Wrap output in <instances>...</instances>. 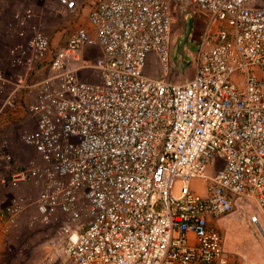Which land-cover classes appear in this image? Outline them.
<instances>
[{
  "label": "built area",
  "instance_id": "1",
  "mask_svg": "<svg viewBox=\"0 0 264 264\" xmlns=\"http://www.w3.org/2000/svg\"><path fill=\"white\" fill-rule=\"evenodd\" d=\"M188 4L207 21L184 81L172 44ZM38 18L14 15L22 42L10 65L51 75L35 86V129L20 136L37 158L21 163L0 137V188L13 192L0 199V229L53 230L31 264H242L225 256L214 220L238 199L264 218V0H98L94 34L76 28L60 50ZM86 48L101 55L78 69ZM8 84L0 73V94ZM15 103L8 96L0 113ZM198 179L204 194L192 191Z\"/></svg>",
  "mask_w": 264,
  "mask_h": 264
},
{
  "label": "rangeland",
  "instance_id": "2",
  "mask_svg": "<svg viewBox=\"0 0 264 264\" xmlns=\"http://www.w3.org/2000/svg\"><path fill=\"white\" fill-rule=\"evenodd\" d=\"M19 2L20 8L16 10H34L38 15V23L45 32L46 21L44 13L47 11L48 1L50 0H13ZM85 2L88 7L92 4L94 7L98 0H80ZM12 13L11 9L4 12V18L9 21ZM2 19V20H3ZM207 18L194 6L188 4L176 9L175 35L172 44L173 70L180 72V80H188L193 73L194 62L197 52V42L202 24H206ZM48 25V24H47ZM48 27V26H47ZM19 41L11 42V47ZM10 47V48H11ZM98 58V57H93ZM94 59V60H95ZM148 71L149 76L157 78L159 68L152 58ZM88 80V79H87ZM24 129H18L13 134L12 154L21 163L36 159L34 151L20 141V134ZM10 154V153H9ZM11 154V155H12ZM209 182L208 180H194L192 182V191L197 194H204ZM237 208L231 214L216 218L214 226L219 229L223 235V246L225 256L233 263L242 264H264V218L260 214L255 202L252 200L238 199ZM253 216H258L260 225L255 224ZM53 233L52 229H42L39 225L36 229L29 230L25 226L21 230H12L9 233L8 241L15 248L26 249L20 256L10 254L7 248L2 244L0 247V264H31L36 263L43 258L41 245L47 236Z\"/></svg>",
  "mask_w": 264,
  "mask_h": 264
},
{
  "label": "crops",
  "instance_id": "3",
  "mask_svg": "<svg viewBox=\"0 0 264 264\" xmlns=\"http://www.w3.org/2000/svg\"><path fill=\"white\" fill-rule=\"evenodd\" d=\"M69 1L72 7L63 6L56 1L50 0L48 1L47 11L42 13L46 21L45 33L51 40L53 50L62 49L76 28L83 27L94 34V28L89 21V14L94 8L92 7L93 4L88 7L85 2L80 0ZM20 6L19 2L17 3L13 0H0V73L9 80L4 94H0V110L8 96L14 95L16 102V107L14 109L6 108L0 113V137L5 138L7 142L6 152L10 154H12L11 152L13 149V134L17 133L16 131H18V129L19 131L20 129H24V131L35 129L36 122L34 116L30 113V107L34 103L35 86L51 75V71L47 65H39L37 69L32 72L28 71L26 67H12L10 65L9 50L11 42H22L14 30V15L29 10H16L20 8ZM8 9H11L12 13L9 21L6 20V18L3 19L4 12ZM202 27H204V24H202ZM100 55L101 50L99 48H86L81 51L79 59L73 61V64L79 69L84 62L93 61L95 59L93 57H99ZM79 75L82 79L96 82V76L91 71L81 70ZM12 156L14 155L12 154ZM4 165L5 163L0 157V169L3 168ZM212 173V170H210V175H212ZM12 193L13 192L10 190L0 188V199L6 201ZM11 232L12 229L8 227L0 229V246Z\"/></svg>",
  "mask_w": 264,
  "mask_h": 264
}]
</instances>
